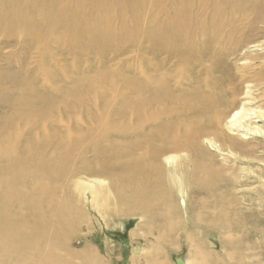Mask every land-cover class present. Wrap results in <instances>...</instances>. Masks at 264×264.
<instances>
[{"label": "bare ground", "instance_id": "6f19581e", "mask_svg": "<svg viewBox=\"0 0 264 264\" xmlns=\"http://www.w3.org/2000/svg\"><path fill=\"white\" fill-rule=\"evenodd\" d=\"M0 37L37 44L43 65L34 77L19 55L15 69L0 55V264H107L90 243L68 244L90 207L105 221L139 217L148 244L127 264L163 263V243L193 225L204 233L213 212L192 219L188 192L241 177L225 176L212 151L242 161L249 140L264 138V0H0ZM61 45L81 61L132 51L129 66L96 80L60 79L46 60ZM230 205L219 198L209 229L231 223ZM195 235L174 264L212 261Z\"/></svg>", "mask_w": 264, "mask_h": 264}, {"label": "rangeland", "instance_id": "374dc122", "mask_svg": "<svg viewBox=\"0 0 264 264\" xmlns=\"http://www.w3.org/2000/svg\"><path fill=\"white\" fill-rule=\"evenodd\" d=\"M5 38L0 37V55L2 57L1 63H3L7 67L13 66L14 68L12 69H15L16 67H18L17 65H19V62L17 61V55H19V57L25 64H28V66H30L32 69H38L36 73H34L33 71L34 74L32 75H34V77L40 75V73L43 72V65L39 63L41 62V58L38 53L39 51L37 52V50L39 49V46L37 44L31 43V45H29V47L27 48V46L23 44L22 41L16 42L18 40L16 38ZM61 47L63 48L59 47L58 50L57 48H55L57 50H55L56 54L52 56V58H56L55 60L52 58L50 60H46L47 63L49 62L50 65L52 64L54 67H56V64L59 66V73L57 74V77L60 79H64V75L67 72H73V75L70 73L72 76L81 75V73L88 72V74H91L90 76L92 77H89L90 80H96V78L94 77L96 75H99L100 72H106V70L108 71V69L110 71H116L117 68L121 66H129V58L131 57L130 54L132 51L131 46H128L125 49V52L121 55L111 54L110 52H108L107 54H103L101 52L90 53L89 56L81 54V61L79 59L80 56L76 57L71 54L68 49H65L64 46L61 45ZM66 52H68V55ZM59 53L62 55H60ZM85 56H88L90 60ZM59 58L63 60H60ZM74 58L77 59L75 60ZM73 60L76 61L75 64ZM60 61L62 65H60ZM60 66H64V68ZM42 83L43 81L40 80L39 85L41 86ZM0 111L7 112V109L3 108ZM245 146L246 149L242 153L245 157H247L242 161L234 162L233 160H229V163L223 162L224 160L221 159V156L217 153H214V151H212L213 154L210 155L216 162V165L224 168L225 171L228 170L224 173L225 176H241L238 183H234L232 180L229 186H222L220 188L218 187V189L213 190L209 194L207 192L196 195L193 192H188V195L186 197V202L188 203L189 207L188 214L191 216V218L194 214L193 212L203 211L202 206L207 207L208 210L211 209L210 211L214 213L215 217L217 215H220L221 217L220 209H218L221 207L214 206L218 204L220 197H223L224 201L226 202L231 201L233 205H230L228 207L231 209V211H229V209L225 207L224 212L228 211V213L226 212V214L228 216V219L231 220H229L231 222L229 223V225L231 226L232 224V227L230 228L228 224L223 225L222 221H218L217 227L213 225L209 229V226L213 223H216L217 220L215 221V219L212 217L213 213L210 214L208 212H203L204 214H206L205 218H207V221L210 222V225L205 222L203 227H199L200 231L204 230V233H201V235H199L197 233L198 231L196 230L198 228L195 225H193V227H188V229L186 228V230H180L181 238L179 241L172 242L169 240L170 242L163 243L164 248L167 250V252L160 253V256L166 257V261H164L163 263H156L150 257V261L148 262V258L145 257L142 260V264H174L177 263L178 256H188V251L191 248V243H189V246L187 231L194 233V235L196 233L194 237L195 241L194 243H192L193 245H195V243L198 245L199 243V246H202L203 248L208 250L212 255V261L210 260L204 262L205 264H264V138L251 139ZM179 201H181V196H175V202L177 204H182V202ZM216 209L217 211H215ZM235 211L238 213L235 214ZM211 217L212 220L210 221L208 218L211 219ZM233 218L234 220H236L234 221ZM183 222L178 226L179 229L183 226ZM78 223L79 228L77 229V232L70 237L68 243L69 246H72L76 250H84L85 248H89L91 244V246L102 250L104 255L108 257V259L106 260L107 264H127L130 260L129 257L135 244L137 245L139 242H143L145 245L148 244L145 233L141 229H138V216L121 214L116 217L114 215L112 219H108V221H105L104 218H101L99 216L97 210L90 207L85 214V219L78 220ZM121 224H125V226L120 229ZM132 231L136 232L135 237H131L130 232ZM230 234H232V238L229 239L227 235Z\"/></svg>", "mask_w": 264, "mask_h": 264}]
</instances>
